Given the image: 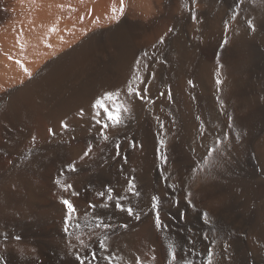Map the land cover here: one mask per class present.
<instances>
[{"label": "bare ground", "instance_id": "6f19581e", "mask_svg": "<svg viewBox=\"0 0 264 264\" xmlns=\"http://www.w3.org/2000/svg\"><path fill=\"white\" fill-rule=\"evenodd\" d=\"M93 252L264 264V0H0V264Z\"/></svg>", "mask_w": 264, "mask_h": 264}, {"label": "snow or ice", "instance_id": "6c2138e0", "mask_svg": "<svg viewBox=\"0 0 264 264\" xmlns=\"http://www.w3.org/2000/svg\"><path fill=\"white\" fill-rule=\"evenodd\" d=\"M114 11H115V9H114ZM121 11H123V8H121ZM193 19H195V17H193ZM251 27H254V26H251ZM226 42L227 41H225V43ZM145 55H147V53H145ZM137 63H139V61H137ZM189 83H191V82H189ZM217 83H220V81L217 80ZM146 93H147V88H144L143 90H141L139 88H135L134 89L133 86H132V84L129 83V86H128V95L131 96V95L135 94L139 98L144 99V95ZM119 95H120L119 92H107L102 97L97 98L96 101H95V105H94L95 108H97V109H103L104 110V112L108 116V119L110 121H112L113 126H115L118 123H120V119H121L120 112L121 111H127L126 108L121 109L119 106H117L114 111L113 110H109L108 103L109 102H115V100H117L119 98ZM97 115H99V112H97ZM97 123H99V121H97ZM65 127H66V125H65ZM103 127L106 128V127H108V125L105 124V125H103ZM104 138L107 139V136H105ZM117 148H119V145H117ZM161 159L166 163V157L165 156L162 155L161 156ZM69 168H70V170L75 171L74 165L69 166ZM165 179H167V178L165 177ZM57 183H60V182L57 181ZM67 187L70 188L71 185H68ZM132 187L134 188V185H132ZM172 187L174 188L175 186L173 185ZM111 191L112 190L109 188L108 189V192L111 193ZM99 195L100 196H104V193L101 192V193H99ZM188 195L190 196L191 193H189ZM109 199L110 200L112 199L111 195H109ZM152 199H153V201H155L157 198L156 197H153ZM189 202H191V201H189ZM62 203L67 208V214H66V218H65V223L70 227L71 226L72 217L76 214V209H75L74 205L70 201H68V200H63ZM91 207L94 208L95 205H92ZM116 207L117 208H120V210H122V211L126 210L129 215H134V210L131 207H129L127 209H124L123 206L121 204H119V203L116 204ZM153 208H157L158 209V205L154 203L153 204ZM204 215H205V217H207V213H205ZM156 221H157V227L158 228L161 227V221H160V217H159L158 211H157V215H156ZM78 226L79 225H77V227ZM97 226H101V224H98ZM64 231H65V233H67L68 232V227H66L64 229ZM205 238L207 239V237H205ZM100 247L101 248H105V245L103 243H101ZM76 259L80 261V264H84L85 260L88 259V257L87 256L81 257V256L77 255L76 256ZM95 259H96V253L93 252V253H91V260L89 261V264H91V261H94ZM106 259H108L109 261H111V257H106ZM172 259L174 261L176 260L175 252H173ZM208 264H212V258H211V256H209V258H208Z\"/></svg>", "mask_w": 264, "mask_h": 264}]
</instances>
